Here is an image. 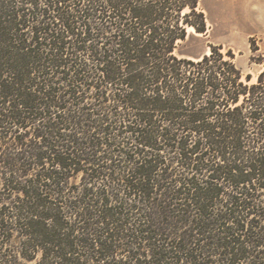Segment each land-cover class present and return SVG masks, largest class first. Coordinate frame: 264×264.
Masks as SVG:
<instances>
[{"label": "trees", "instance_id": "1", "mask_svg": "<svg viewBox=\"0 0 264 264\" xmlns=\"http://www.w3.org/2000/svg\"><path fill=\"white\" fill-rule=\"evenodd\" d=\"M198 2L0 0V264H264V57Z\"/></svg>", "mask_w": 264, "mask_h": 264}, {"label": "rangeland", "instance_id": "2", "mask_svg": "<svg viewBox=\"0 0 264 264\" xmlns=\"http://www.w3.org/2000/svg\"><path fill=\"white\" fill-rule=\"evenodd\" d=\"M197 10L205 16L206 34L188 32L185 49L193 57L209 53L210 45L221 47L222 53L230 49L242 80L250 74L249 83H255L262 66L253 61L264 57V0H199Z\"/></svg>", "mask_w": 264, "mask_h": 264}, {"label": "bare ground", "instance_id": "3", "mask_svg": "<svg viewBox=\"0 0 264 264\" xmlns=\"http://www.w3.org/2000/svg\"><path fill=\"white\" fill-rule=\"evenodd\" d=\"M187 32H194V30L192 28L188 27ZM194 33H196V32H194Z\"/></svg>", "mask_w": 264, "mask_h": 264}]
</instances>
